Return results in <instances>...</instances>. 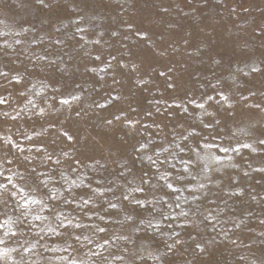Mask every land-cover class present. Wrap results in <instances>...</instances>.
I'll list each match as a JSON object with an SVG mask.
<instances>
[{"label":"rangeland","instance_id":"1","mask_svg":"<svg viewBox=\"0 0 264 264\" xmlns=\"http://www.w3.org/2000/svg\"><path fill=\"white\" fill-rule=\"evenodd\" d=\"M0 264H264V0H0Z\"/></svg>","mask_w":264,"mask_h":264}]
</instances>
